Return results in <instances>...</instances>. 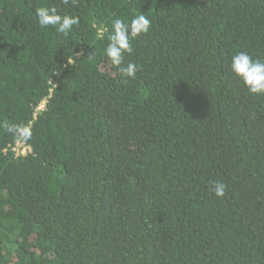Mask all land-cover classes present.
<instances>
[{"label": "trees", "instance_id": "trees-1", "mask_svg": "<svg viewBox=\"0 0 264 264\" xmlns=\"http://www.w3.org/2000/svg\"><path fill=\"white\" fill-rule=\"evenodd\" d=\"M140 13L122 79L112 20ZM239 52L264 61V0H0V124L31 132L0 127V264H264V94Z\"/></svg>", "mask_w": 264, "mask_h": 264}, {"label": "clouds", "instance_id": "clouds-1", "mask_svg": "<svg viewBox=\"0 0 264 264\" xmlns=\"http://www.w3.org/2000/svg\"><path fill=\"white\" fill-rule=\"evenodd\" d=\"M61 4L75 6L77 0H60ZM35 16L40 27L52 28L57 34L69 36L74 27L80 25V17L71 14H60L57 6H42L35 9ZM151 20L143 13L133 16L130 21L122 18L112 20L110 43L105 49L106 57L111 65L120 73L122 79H134L138 65L132 61L124 63L125 53L132 54V40L141 34H148ZM70 63V61H68ZM231 71L243 82L251 94H264V61L253 59L246 52H239L231 57ZM0 127L22 139L31 137L30 130L22 125L3 122ZM212 192L218 198L225 196L227 185L220 181H213Z\"/></svg>", "mask_w": 264, "mask_h": 264}, {"label": "built area", "instance_id": "built-area-1", "mask_svg": "<svg viewBox=\"0 0 264 264\" xmlns=\"http://www.w3.org/2000/svg\"><path fill=\"white\" fill-rule=\"evenodd\" d=\"M41 108V106H40ZM12 150L17 154V155H26L31 148L25 143L24 140H19L13 147Z\"/></svg>", "mask_w": 264, "mask_h": 264}, {"label": "rangeland", "instance_id": "rangeland-1", "mask_svg": "<svg viewBox=\"0 0 264 264\" xmlns=\"http://www.w3.org/2000/svg\"><path fill=\"white\" fill-rule=\"evenodd\" d=\"M45 106V102H43L42 104H41V108H43Z\"/></svg>", "mask_w": 264, "mask_h": 264}]
</instances>
